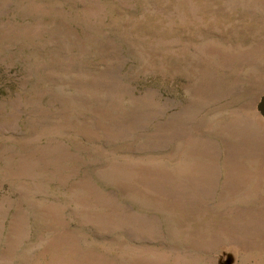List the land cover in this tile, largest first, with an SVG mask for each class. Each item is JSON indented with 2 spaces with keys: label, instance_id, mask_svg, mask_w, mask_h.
Returning a JSON list of instances; mask_svg holds the SVG:
<instances>
[{
  "label": "rangeland",
  "instance_id": "obj_1",
  "mask_svg": "<svg viewBox=\"0 0 264 264\" xmlns=\"http://www.w3.org/2000/svg\"><path fill=\"white\" fill-rule=\"evenodd\" d=\"M0 264H264V0H0Z\"/></svg>",
  "mask_w": 264,
  "mask_h": 264
}]
</instances>
